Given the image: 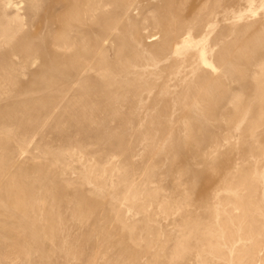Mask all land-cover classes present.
I'll list each match as a JSON object with an SVG mask.
<instances>
[{
  "label": "rangeland",
  "instance_id": "obj_1",
  "mask_svg": "<svg viewBox=\"0 0 264 264\" xmlns=\"http://www.w3.org/2000/svg\"><path fill=\"white\" fill-rule=\"evenodd\" d=\"M0 264H264V0H0Z\"/></svg>",
  "mask_w": 264,
  "mask_h": 264
}]
</instances>
